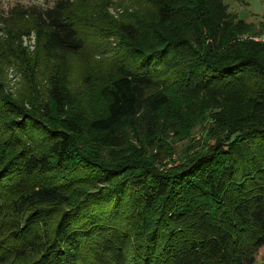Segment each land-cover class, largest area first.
Masks as SVG:
<instances>
[{
	"label": "trees",
	"instance_id": "trees-1",
	"mask_svg": "<svg viewBox=\"0 0 264 264\" xmlns=\"http://www.w3.org/2000/svg\"><path fill=\"white\" fill-rule=\"evenodd\" d=\"M153 1L157 22L171 38L141 53L135 65L117 67L101 92L106 116L92 121L91 129L103 133V144L111 148L124 146V130L133 119L141 118L151 129L170 104L169 95L157 87L160 70L181 66V93L191 87L202 94L213 85L224 88L214 101L224 105L219 131L227 130V135L216 134L206 152L172 168L137 166L122 173L124 167L112 172L113 167L91 165L81 173L75 169L78 155L71 140L60 131L82 133L79 123L61 117L76 98L54 81L50 96L55 116H49V126L39 127L48 142L40 151L23 148L0 160V198L23 176L49 175L59 168L61 180L13 200L19 216L25 207L34 210L24 224L15 223L0 238V264L10 258L18 264H126V243L138 224L147 234L128 264H254L255 254L264 248V43L254 41L257 26L231 14L224 0ZM61 13L54 8L39 17L37 40L48 61L59 52L83 48L73 23ZM119 29L130 43L138 42L137 24ZM73 182L103 185L69 203L64 191ZM61 204L68 206L58 216L41 208ZM145 210L154 215L150 225ZM47 219H56L48 233L33 230Z\"/></svg>",
	"mask_w": 264,
	"mask_h": 264
},
{
	"label": "rangeland",
	"instance_id": "rangeland-1",
	"mask_svg": "<svg viewBox=\"0 0 264 264\" xmlns=\"http://www.w3.org/2000/svg\"><path fill=\"white\" fill-rule=\"evenodd\" d=\"M224 3L231 14L255 24L254 41L264 43V0H224ZM54 8L73 23L83 48L78 52H59L55 60L48 61L37 40L39 17ZM155 12L153 0H0V160L10 159L23 148L40 151V147L48 142L39 127L41 124L49 126V116H55V105L50 96L54 81L69 89L76 98V104L67 108L61 117L79 123L82 133H69L63 128L60 131L70 138L73 151L78 155L75 169L81 173L86 174L91 165L113 167L109 170L112 172L114 168L124 167L120 170L122 173L137 166L160 170L172 168L197 153L206 152L216 134V137H225L227 130L219 131L222 129L220 121L223 119L222 123H225L224 105L222 101H214L215 94L224 88L213 85L202 94L191 87L181 93L177 84L181 66L172 70L164 66L160 70L157 87L169 95L170 104L160 111L151 129L141 118L133 119L126 124L125 144L120 148L104 145V134L91 129L92 121L106 116L107 103L101 92L116 76L117 67L121 63L135 65L141 53L153 50L171 38L162 30L167 27L158 24ZM130 23L141 28L136 44L130 43L119 29ZM180 23L181 18L173 22L176 26ZM193 49L201 52L196 45ZM178 59L185 61L186 58L178 56ZM175 60L170 61L174 63ZM20 121L27 125L20 127L17 123ZM61 176L59 168H54L49 175L23 176L0 198V238L7 235L15 223L24 224L27 215L34 210V207H25L19 216L13 200L33 187L58 183ZM76 182L64 191L69 203L83 192L103 185ZM67 206L41 208L58 216ZM143 216L149 219L146 224L150 225L153 213L145 210ZM55 220L47 219L46 224H38L33 230L46 234ZM138 228L139 224L132 228L126 243V264L147 234ZM105 257L112 258L111 255ZM18 263L15 258L7 261V264ZM254 264H264V248L255 254Z\"/></svg>",
	"mask_w": 264,
	"mask_h": 264
}]
</instances>
